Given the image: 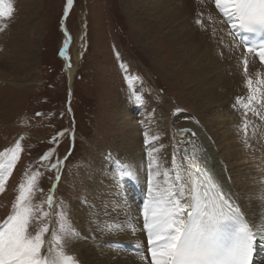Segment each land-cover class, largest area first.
<instances>
[{
  "label": "rangeland",
  "instance_id": "374dc122",
  "mask_svg": "<svg viewBox=\"0 0 264 264\" xmlns=\"http://www.w3.org/2000/svg\"><path fill=\"white\" fill-rule=\"evenodd\" d=\"M143 3L147 1L73 0L71 9H67V0H13L15 20L7 19L11 25L0 31V59L11 68L10 72L0 65V152L17 142L23 149L6 190L0 194V223L11 214L25 174L39 170L34 203L54 195L52 214L45 221L50 224L45 238L57 230L55 213L62 201L78 233L66 238L63 246L79 264H87L81 251H76L82 234L79 216L94 183L95 169L108 160L105 152L118 155L116 116L121 106L153 109L162 119L170 116V121L177 120L171 132L177 133L175 139L180 143L184 129H200L209 133V139L214 136L213 125L206 123L204 107L193 95L200 83L191 54L174 36L170 39V27L161 26L162 15H149ZM193 25L194 43L200 41L197 34H206L207 43L201 47L211 45L213 33L207 34L200 23ZM178 26L176 23L175 28ZM5 31L9 34L3 35ZM68 61L76 67L71 95ZM214 61L234 73L228 56L221 59L216 55ZM259 77L251 76L261 84L264 75ZM258 83L253 81V86ZM245 85L241 84L240 90ZM261 85L263 88L255 87L260 90L257 100L264 93ZM135 95L143 97L144 102L135 103ZM166 102L171 113L164 107ZM258 102L253 104L255 113L264 125V104ZM241 111L245 114L244 108ZM247 116L253 117L249 111ZM50 151L51 159L41 162L40 158ZM57 160L59 168H52ZM43 209L49 210L46 203ZM131 245L130 252L138 255L136 240Z\"/></svg>",
  "mask_w": 264,
  "mask_h": 264
},
{
  "label": "bare ground",
  "instance_id": "6f19581e",
  "mask_svg": "<svg viewBox=\"0 0 264 264\" xmlns=\"http://www.w3.org/2000/svg\"><path fill=\"white\" fill-rule=\"evenodd\" d=\"M144 1H147L143 6L147 7L149 15H162L164 21L161 26L170 27H167L168 36L172 34L170 39L174 36L178 43L184 45V51L191 54L192 66L199 72L196 76L200 83L193 95L204 107L208 117L206 123L213 125L211 132L214 136L209 139V133L193 128L180 133L181 144L175 139L177 133L171 132L177 120L170 121V116L162 119L161 115L148 108L124 105L118 109L116 119L119 128H116L115 136L119 143L118 155L105 152L108 160L102 161L95 169L94 183L90 185L79 216L82 234L75 244H78L76 251H81L79 253L83 254L87 264H150L147 230L142 215L148 199L149 172L155 171L158 166L161 172L174 175L177 164L187 163L182 152L187 150L191 155L193 147L199 150L200 166L215 174L221 189L231 195L247 221H251L257 229L264 228V125L255 113L256 105L249 111L253 115L250 117L242 113L243 106L237 102V97L247 98L250 95L247 85L240 90L241 84H245L248 77L264 75V62L258 55L246 51L239 43V34L235 39L228 36L227 33L232 31L231 25L221 22L227 18L215 7L214 0H139ZM198 20L204 22L203 29L207 34L215 31L211 45L201 47V44L207 43L206 34L203 37L197 34L200 41L194 43L196 28L193 23ZM176 23L179 25L177 28ZM10 25L7 19L0 20V28ZM5 34L9 32L5 31ZM216 55L221 59L224 55L228 56L234 73L226 72L229 69L227 66H216ZM245 59L248 61V74L244 73ZM66 64L71 95L76 67H71L70 61ZM0 65L11 72L1 59ZM257 74L260 75L254 77ZM239 76H242L241 79ZM253 81L258 83L255 79ZM167 104L164 107L171 113ZM245 120L249 123L247 135L243 130ZM145 126L152 128L147 130ZM175 130L178 131V128ZM149 151L152 157H149ZM153 160L156 163L150 170L148 165ZM125 168L135 171L136 176L123 178L121 173ZM58 173L62 172L58 170ZM51 239L52 231L45 238L43 251L48 249L47 242ZM133 240L137 242L138 255L130 252ZM256 248L258 253L253 264H264V243L258 242Z\"/></svg>",
  "mask_w": 264,
  "mask_h": 264
},
{
  "label": "snow or ice",
  "instance_id": "6c2138e0",
  "mask_svg": "<svg viewBox=\"0 0 264 264\" xmlns=\"http://www.w3.org/2000/svg\"><path fill=\"white\" fill-rule=\"evenodd\" d=\"M214 3L227 18L221 22L231 25L232 31L227 33L228 36L235 39L237 34H241L240 43L246 51L258 55L264 62V41L252 44L242 35L264 31V0H214ZM72 5L73 0H67V9ZM14 12L13 0H0V20L11 19ZM197 23L204 27L202 20ZM244 65L247 74V59ZM260 83L264 84V80ZM246 84L250 95L237 97L238 104L245 109V116L257 101L256 93L260 91L253 87L251 77L247 78ZM134 102L142 104L144 99L135 95ZM259 102L264 104V94ZM248 129L249 123L245 120V135ZM22 151L21 143L17 142L14 147L0 152V194L6 190V182ZM198 151L193 147L189 155L185 150L183 160L187 163L177 164L174 175L161 172L158 166L149 172L148 199L142 215L147 230L150 264H253L257 243H264V228L257 229L247 221L231 195L213 181L206 168L200 166ZM51 155V151L46 153L40 158L41 162L49 161ZM148 155L152 157V152L149 151ZM155 163L153 160L148 168L153 169ZM59 165L57 160L51 167L58 169ZM25 175V182L18 186L19 194L11 214L0 223V264H79L63 246L66 238L76 237L78 233L71 225L62 201L55 213L57 230L52 232V239L47 242L49 247L42 253L45 236L50 231V224L45 221L52 214L54 195L50 194L45 202L34 203L40 172L37 170ZM121 175L132 179L136 172L125 168ZM207 184H211V189L206 187ZM44 203L48 205V211H44ZM34 225V230L29 231Z\"/></svg>",
  "mask_w": 264,
  "mask_h": 264
},
{
  "label": "water",
  "instance_id": "95a60500",
  "mask_svg": "<svg viewBox=\"0 0 264 264\" xmlns=\"http://www.w3.org/2000/svg\"><path fill=\"white\" fill-rule=\"evenodd\" d=\"M185 130H188V129L181 130V132H189V131H185ZM184 154H185V151L182 152V156H184Z\"/></svg>",
  "mask_w": 264,
  "mask_h": 264
},
{
  "label": "trees",
  "instance_id": "16d2710c",
  "mask_svg": "<svg viewBox=\"0 0 264 264\" xmlns=\"http://www.w3.org/2000/svg\"><path fill=\"white\" fill-rule=\"evenodd\" d=\"M58 62H60V61H58Z\"/></svg>",
  "mask_w": 264,
  "mask_h": 264
}]
</instances>
